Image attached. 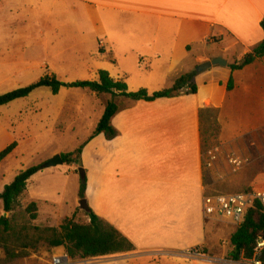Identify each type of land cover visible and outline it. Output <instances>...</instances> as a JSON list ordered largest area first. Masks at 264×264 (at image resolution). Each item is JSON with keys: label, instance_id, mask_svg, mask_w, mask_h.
<instances>
[{"label": "crops", "instance_id": "0c3cea01", "mask_svg": "<svg viewBox=\"0 0 264 264\" xmlns=\"http://www.w3.org/2000/svg\"><path fill=\"white\" fill-rule=\"evenodd\" d=\"M263 19L264 0H74L78 64L81 54L98 56L104 63L95 73L107 72L129 93L170 90L195 73L196 94L153 102L120 99L111 120L118 136L107 141L99 135L82 151L88 206L137 256L181 251L204 240V216L197 224L200 237L180 239L193 204H201L211 186L203 177L200 109L218 110L221 155L207 171L210 177L230 178L225 189L236 193L264 190V57L230 69L262 41ZM216 59L226 65L195 72ZM8 127L0 117V152L14 140ZM228 155L248 164L232 173Z\"/></svg>", "mask_w": 264, "mask_h": 264}, {"label": "rangeland", "instance_id": "374dc122", "mask_svg": "<svg viewBox=\"0 0 264 264\" xmlns=\"http://www.w3.org/2000/svg\"><path fill=\"white\" fill-rule=\"evenodd\" d=\"M74 42V0H0V95L24 88L45 76L56 77L65 84L96 81L95 68H101L104 60L98 56L82 58L81 54L78 64ZM75 49L79 53L83 51ZM109 99L108 95L95 96L68 88H62L54 96L41 88L26 99L0 107V117L8 120L7 130L16 143L6 161L0 163L3 185H9L19 172L42 167L27 182L26 192L18 199L17 216L26 226L58 229L65 218L73 215L79 205L77 166L62 164L44 168V165L56 155L73 153L87 140ZM82 166L86 170L85 162ZM208 178L207 185L211 186L207 193H236L225 189L230 186V178L223 182L210 175ZM31 202L37 205L35 221H29L24 214ZM193 210L180 237L184 242L201 236L197 224L203 221L202 205L193 204ZM3 214L0 202V216ZM9 216L5 214V218ZM75 221L83 223L86 218L78 214ZM204 221L201 236L204 240L181 251L151 256L131 252L91 260L68 258L70 264L229 263L233 260L229 240L237 228L222 220ZM28 252L27 258L14 264H51L53 257L66 254L63 248H50L44 241ZM0 258H3L1 251Z\"/></svg>", "mask_w": 264, "mask_h": 264}, {"label": "trees", "instance_id": "16d2710c", "mask_svg": "<svg viewBox=\"0 0 264 264\" xmlns=\"http://www.w3.org/2000/svg\"><path fill=\"white\" fill-rule=\"evenodd\" d=\"M259 25L264 36V19L260 21ZM263 57L264 37L238 64L231 65L230 69L239 70ZM194 76L195 73L183 76L176 81L172 89L152 94H148L145 90L129 93L123 82L113 81L105 71L97 72L96 81L75 82L71 84H65L53 76H45L24 88L0 95V107L26 99L33 92L41 88L48 89L54 96L62 88L79 89L94 94L95 96H110V99L104 106L102 115L97 120L87 140L73 153L60 155L63 164H74L77 166L76 171L80 173V186L78 192V207L71 217L64 219L58 229L28 227L17 216L18 199L26 192L27 182L42 167H32L19 172L13 181L4 187L0 194V202L3 213L9 214L10 216L8 218L0 216V251L3 253V258H0V264H14L17 260L27 258L29 256L28 251L35 249L40 241H44L53 249L63 248L71 260H91L133 252L134 247L132 244L112 225L97 216L88 206L85 195L86 170H84L81 161L82 151L89 141L99 135H103L107 141L113 140L118 136L117 131L111 125L112 118L119 111L116 99H127L132 102H153L158 99H169L178 96L181 93L180 90L185 86L190 89V93L188 94H196L197 86L192 83ZM231 88L232 81L230 80L226 89L230 91ZM198 119L203 177L204 183L208 184L209 178L205 168L204 156L208 151L219 146L220 126L218 124V110L206 106L199 110ZM15 148L16 143H13L1 151L0 163ZM250 191L246 190L242 193ZM24 214L28 216L29 221H35L37 218V205L34 202L28 204L24 209ZM78 214L83 215L86 221L83 223L76 222L75 217ZM258 238L264 239V213L261 207L255 204L247 211L242 225L230 237V258L235 261H238L241 255L244 258H250ZM261 260L264 264V251L262 252Z\"/></svg>", "mask_w": 264, "mask_h": 264}, {"label": "built area", "instance_id": "2783aa9c", "mask_svg": "<svg viewBox=\"0 0 264 264\" xmlns=\"http://www.w3.org/2000/svg\"><path fill=\"white\" fill-rule=\"evenodd\" d=\"M181 93H190L189 87L185 86ZM221 155L219 147L208 151L204 156L205 168L207 170L214 166ZM226 162L232 173L238 172L243 166L248 164L247 160L240 159L233 155L226 156ZM255 204H258L264 213V190H251L245 193L234 194H206L202 198V215L206 219L226 221L233 227L238 228L244 222L246 213ZM264 251V239L258 238L255 243L253 254L250 258L241 256L238 261H230L227 264H263L261 260ZM195 255L196 252H193ZM51 264H70L66 254L53 257Z\"/></svg>", "mask_w": 264, "mask_h": 264}, {"label": "water", "instance_id": "95a60500", "mask_svg": "<svg viewBox=\"0 0 264 264\" xmlns=\"http://www.w3.org/2000/svg\"><path fill=\"white\" fill-rule=\"evenodd\" d=\"M225 65H226V62H224L220 59H216V60H212L211 62H208L206 64H203L201 66H198L195 69V72L200 73L204 70L209 69L212 66H225ZM62 164H63V162H62L60 155H56L54 158H52L48 163H46L44 165V168H53V167H56V166H59ZM3 217L5 218V214H3Z\"/></svg>", "mask_w": 264, "mask_h": 264}]
</instances>
